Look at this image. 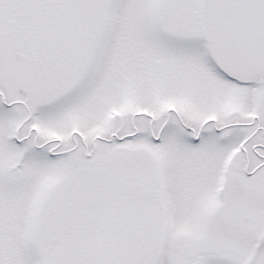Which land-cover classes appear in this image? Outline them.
<instances>
[{
    "label": "snow or ice",
    "instance_id": "6c2138e0",
    "mask_svg": "<svg viewBox=\"0 0 264 264\" xmlns=\"http://www.w3.org/2000/svg\"><path fill=\"white\" fill-rule=\"evenodd\" d=\"M0 264H264V0H0Z\"/></svg>",
    "mask_w": 264,
    "mask_h": 264
}]
</instances>
